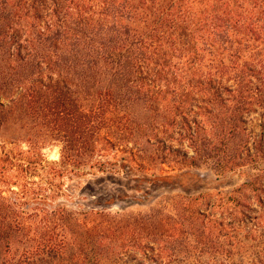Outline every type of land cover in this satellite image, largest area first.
I'll use <instances>...</instances> for the list:
<instances>
[{"label": "rangeland", "instance_id": "rangeland-1", "mask_svg": "<svg viewBox=\"0 0 264 264\" xmlns=\"http://www.w3.org/2000/svg\"><path fill=\"white\" fill-rule=\"evenodd\" d=\"M23 5L0 0V191L36 216L9 255L51 237L37 263L264 264V83L235 112L247 101H226L231 82H94L79 67L55 82L37 60L42 96L60 94L36 115L17 98ZM201 223L217 247H201Z\"/></svg>", "mask_w": 264, "mask_h": 264}, {"label": "trees", "instance_id": "trees-1", "mask_svg": "<svg viewBox=\"0 0 264 264\" xmlns=\"http://www.w3.org/2000/svg\"><path fill=\"white\" fill-rule=\"evenodd\" d=\"M23 1L20 17L26 20L21 40L24 54L17 47L15 55L22 56L24 71L19 75L23 84L17 98L33 114L39 115L44 110L54 115L59 105V90L57 94L54 92V99L48 100L38 88L46 85L32 75L34 69L41 71V63H45L47 70L52 66L59 69L55 82H66L62 75L77 67L94 82L184 79L204 82L210 89L212 82H231L229 87L222 86L229 93L226 101L234 102L236 98L247 101L231 106L235 112L244 111L243 105H248L252 97L261 98L256 92L264 91L252 83H264V0ZM14 36L9 34V42L17 43ZM171 52H177L178 56ZM37 60H42L40 65ZM3 112L5 107L0 104V129ZM62 153L61 162L65 159L72 165L70 154ZM8 159L7 154H0L1 175L6 173L3 163ZM18 203L0 191V264H40L34 257L43 249L53 250L51 237L44 244L36 241L17 259L4 249L27 230L24 220L36 216L26 214ZM210 235L203 223L197 226V236L205 239V242L197 240L201 247L218 246L207 242ZM93 241L88 238L87 244L92 245Z\"/></svg>", "mask_w": 264, "mask_h": 264}]
</instances>
